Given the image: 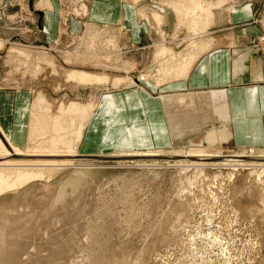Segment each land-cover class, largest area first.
<instances>
[{"label": "rangeland", "instance_id": "obj_1", "mask_svg": "<svg viewBox=\"0 0 264 264\" xmlns=\"http://www.w3.org/2000/svg\"><path fill=\"white\" fill-rule=\"evenodd\" d=\"M52 1L55 21L48 27L38 0H0V92L25 93V139L36 116L48 124L46 140L68 139L84 122L88 126L112 90L161 85L176 70L180 75L183 64L190 65L184 52L193 48L194 26L204 28L203 37L219 39L233 32L229 11L250 8L253 17L235 31L244 23L264 27V0H119L126 9L92 5L94 16L88 10L93 0ZM161 39L172 48L160 45L154 52ZM79 71L107 82L68 79ZM57 116L63 131L55 134ZM217 127L216 119L205 122L158 156L108 150L104 158L72 157L74 165L0 191V264H264V157H232L255 148L231 138L205 141ZM199 148L221 157L170 155ZM258 148L264 153V145Z\"/></svg>", "mask_w": 264, "mask_h": 264}, {"label": "crops", "instance_id": "obj_2", "mask_svg": "<svg viewBox=\"0 0 264 264\" xmlns=\"http://www.w3.org/2000/svg\"><path fill=\"white\" fill-rule=\"evenodd\" d=\"M92 5L114 6L116 13L119 9H126L119 0H93L88 7L89 16L95 15ZM36 6L46 11L47 25L52 27L55 21V15L51 13L54 11L53 1L38 0ZM134 8L132 4V10ZM241 10L229 11V18L235 20L231 27L233 32L224 33L219 39L213 35L203 37V31L192 33L191 38L195 41L192 42L191 54L182 50L185 55L187 53L191 65L182 77L174 74L173 79L161 85L145 82L126 84L100 100L95 117L88 126L85 122L86 127L78 142L79 154L173 148L179 140L186 138L190 130L197 131L200 125L214 119L218 127L207 131L205 141L223 143L221 137L227 134L228 140L231 138L239 146L260 149L258 147L264 145V36L259 35H264L261 31L264 27L261 29L255 23H244L239 31H235L239 29L236 28L237 23L253 17L250 8ZM122 12L115 17L117 20L120 17L117 21L121 25L120 30L123 29ZM152 15L155 19L157 14ZM132 19L136 21L135 15ZM90 24H94L93 29L99 28L96 23ZM157 29L155 24L156 32ZM257 35L261 44L256 43ZM164 41L161 39L156 44L154 52L160 45L172 48ZM221 91L222 97L218 93ZM0 93V127L11 141L22 146L27 119L25 93L18 90L16 97L8 91ZM222 105L226 112L223 119L218 112Z\"/></svg>", "mask_w": 264, "mask_h": 264}, {"label": "bare ground", "instance_id": "obj_3", "mask_svg": "<svg viewBox=\"0 0 264 264\" xmlns=\"http://www.w3.org/2000/svg\"><path fill=\"white\" fill-rule=\"evenodd\" d=\"M206 8H207V6H206ZM176 10L178 11L177 14H179V16L182 19H184V15H182V14H184L182 7L177 6L176 7ZM186 10H189V9H186ZM186 13H187V11H186ZM194 13H196V11ZM154 16H155V19L157 21H160L161 18L158 15H154ZM192 19H193V17H192ZM209 20H210V18H209ZM193 26H194V24H193ZM193 29H194L193 30L194 31L193 34H197L198 31H195V30H198L197 27L194 26ZM201 30H202V28H201ZM191 35H192V33H191ZM160 51L161 52H165L166 50L164 48H161ZM189 54H191V53H189ZM167 56L168 55H166V57ZM186 56H187V53H186ZM159 57H161V56H159ZM99 60L97 59L96 62L97 63H100ZM167 60H169V62L172 61L169 58ZM93 61H94V59L92 60V62ZM190 61H189V63L191 65V62ZM182 62H184V61H182ZM161 63H163V62H161ZM170 64H172V67H173V63L171 62ZM187 64H188V62L187 63L185 62L183 64V67H182V70H181V73L182 74L180 73V77H182L183 73L186 74L187 69L190 67V65H187ZM174 65H175V62H174ZM165 67H166V65H165ZM169 71H171V70H169ZM159 72H157V73L159 74ZM176 72L178 73L177 70H176ZM173 76H174V73H173ZM68 77H69L68 79H71V80H73V81H75V82H77L79 84H83V85L84 84H89L91 82H95V84H96V83H100V82H105L106 81V76H103V75L101 76V75H98V74L85 73V72H82V71L69 73V76ZM155 77H153V78H155ZM171 78L173 79V77H171ZM157 81H159V80L157 79ZM130 82L133 83V80L131 79ZM154 82H155V80H154ZM160 82H161V80L159 81V83ZM218 93L221 95V97L224 95L223 94V91L218 92ZM43 102H44V99H43ZM32 103H34V102H32ZM40 104H42V103H40ZM72 106H75L76 107V104H73ZM31 107H33V106H31ZM41 109H42V107H41ZM81 110H82V107H81ZM79 112H81V111H79ZM218 112H219L220 116L223 119V117L226 116L225 106L222 105L219 108ZM76 114H78V112H76ZM89 115H90V113H89ZM84 118H86V120H87L88 114ZM33 121H34V119H33ZM45 125H47V128L45 127ZM84 125H85V122L83 124H81L80 127H78L76 129V131H74L71 134L73 137H70L68 139H66V138H64L62 136H55V137H51L50 139L46 140V138H48V124L46 122H44V120H41V118L39 119L38 116H36L35 117V123L33 124L32 127H30L31 130H30V132L26 136V139L27 140L25 139V142H26V144H25L26 147L25 148H22V147H20L18 145L17 146L14 145L11 142L10 138L7 137L6 133L0 127V191H2V190L4 191L6 189H10L13 186L21 185V184H23L24 182H27V181L39 179L40 177L43 176V174L47 170H50V169H60V168H64V167H67V166H70V165H74L73 158L72 157L85 156V155H80V154L77 155V151H76V149H77L76 147L78 145V142L81 139L80 137H81V133H82V130L84 128ZM60 127H61V123L59 122V117L57 116L56 118H54V120L52 122V129L54 130V133L55 134L62 133L63 130ZM228 138H229L228 135L225 134L224 136L221 137V140L225 142V141L228 140ZM209 142H212V141H209ZM162 151H164V150H151V151L149 150V151H143V152L132 151L130 153L132 154L131 156H139V155L158 156V155H161L160 152H162ZM253 151L251 150L250 151L251 153L248 154V155H246L245 154L246 152H244V151L242 153H240V154H235L234 153L235 155H233L232 157H243V156H247V157H250L251 158L252 156L254 157V154H256V156H258V157H264V153H262V150H256L255 151V149H254ZM107 153H109V152L107 151L104 154H107ZM130 153H125V154H122V155L128 156ZM170 155H172L173 157L174 156L184 157V158H186V157H192L194 159H199V160L200 159H206V158L208 159L210 157L211 158L212 157H221V155L218 153V151L216 152V151H214V149H212V151H209V150H205V149H202V148H199L197 150H188V151L173 152ZM89 156H93V157L96 156V157H102V158L105 157V156H102L100 154L99 155H89Z\"/></svg>", "mask_w": 264, "mask_h": 264}, {"label": "water", "instance_id": "obj_4", "mask_svg": "<svg viewBox=\"0 0 264 264\" xmlns=\"http://www.w3.org/2000/svg\"><path fill=\"white\" fill-rule=\"evenodd\" d=\"M96 157V156H95ZM98 158H102V157H98Z\"/></svg>", "mask_w": 264, "mask_h": 264}]
</instances>
